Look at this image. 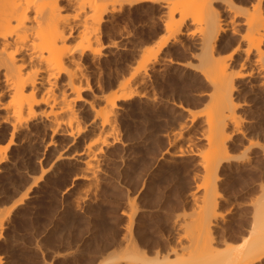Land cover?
Wrapping results in <instances>:
<instances>
[{
    "label": "rangeland",
    "instance_id": "1",
    "mask_svg": "<svg viewBox=\"0 0 264 264\" xmlns=\"http://www.w3.org/2000/svg\"><path fill=\"white\" fill-rule=\"evenodd\" d=\"M230 1L232 7L224 0L212 1L229 26L219 35L215 54L224 57L232 52V71L244 62L251 76L233 79L238 119L226 126L225 149L214 162L210 181L202 164L211 149L206 119L214 88L200 57L203 13L189 12L181 31L172 35L167 31L165 0L123 2L110 13V20L98 26L101 33L95 32L100 34L99 42L111 48L90 62L101 70L104 84L131 76L134 89L115 111V140L99 161L102 174L89 182L81 178L85 171L79 161L53 162L60 145L67 152L80 151L85 143L81 134L69 139L56 133V144L48 146L49 131L40 129L31 136L35 141L21 138L11 145L10 155L0 164V216L9 211L0 227V264H113L131 210L136 211L131 230L145 240L143 245L154 249L173 232V218L185 215L190 224L195 223L188 216L191 200L195 198L198 210L203 193L211 192L213 184L215 214L223 218L218 217L212 229L226 227L234 235L246 231L252 201L264 192V56L256 66L252 53L243 60L242 48L247 44L245 34L257 38L262 31L258 28L264 26V0ZM72 12L69 6L63 9L65 14ZM246 17L253 24L250 31L241 23ZM173 19L180 16L174 12ZM163 41L155 59L145 62ZM262 45L264 49V40ZM80 119H87L86 111ZM74 154L70 152L71 157ZM39 166L50 169L41 174ZM24 189L29 195H22ZM13 202L15 207L9 210Z\"/></svg>",
    "mask_w": 264,
    "mask_h": 264
},
{
    "label": "bare ground",
    "instance_id": "2",
    "mask_svg": "<svg viewBox=\"0 0 264 264\" xmlns=\"http://www.w3.org/2000/svg\"><path fill=\"white\" fill-rule=\"evenodd\" d=\"M67 1L0 0V128H5L0 129L4 133L0 137V164L7 160V154L11 153L7 149L11 145L17 144L21 138L32 140L31 136L40 129L49 131L48 143L43 141L47 145L56 144L53 142L56 133L67 135L69 139L74 138L73 134H81L85 143L80 151L74 154L69 150L74 157L58 143L64 151L57 147L59 153L55 152L56 158L50 159L55 164L64 160L79 161L80 168L84 166L82 171L85 172L80 171L82 177L78 176L91 182L102 174L99 161L108 143L115 140L113 118L120 106L119 101L134 93L131 76L117 77L104 84L101 70L90 65L92 60L99 59L111 48L110 44L107 47L102 45L100 34L96 36L95 32L101 33L98 26L110 18L117 5L132 0ZM212 1L165 0L163 5L169 10L167 31L172 35L181 31L185 15L192 10L200 11L204 17L200 28V57L203 72L214 88L206 119L211 149L206 151L202 164L207 182L214 171L217 156L225 149L226 126L237 123L232 99L233 79L251 76V72L245 70L244 62L239 69L232 71V52L224 57L216 56V41L229 26L219 17ZM224 2L231 3L230 0ZM65 6L71 7L73 12L63 13ZM174 12L180 19H173ZM241 23L245 24L246 30L253 28L249 17ZM258 29L262 31L257 38L249 32L245 34L247 44L242 48L245 53L243 60L252 53L256 66L264 56V26ZM163 45L164 41L148 53L144 61L155 59ZM111 86L113 88L106 90ZM83 110L87 112L84 121L80 119ZM3 139L5 144L1 142ZM45 168H40L39 172L44 173ZM214 187L211 192L203 193L198 210L195 198H192L188 216L195 219V223L190 224L185 215L173 218V232L167 234L154 249L143 245L145 240L131 230L135 211L131 210L128 215L130 225L113 264H264V192L261 191V195L252 201L253 211L246 231L234 235L226 227L218 231L212 229V225L218 224L217 218H223V214H215L218 202ZM26 191L24 189L22 195L25 196ZM11 207H15V202L8 209ZM8 214H1L0 227Z\"/></svg>",
    "mask_w": 264,
    "mask_h": 264
}]
</instances>
